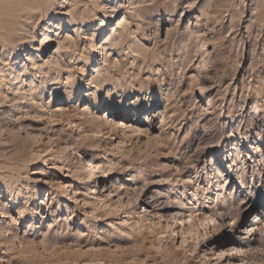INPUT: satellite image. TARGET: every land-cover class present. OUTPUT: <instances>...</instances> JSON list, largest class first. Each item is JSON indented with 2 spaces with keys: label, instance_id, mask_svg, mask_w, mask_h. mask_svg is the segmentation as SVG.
<instances>
[{
  "label": "rangeland",
  "instance_id": "1",
  "mask_svg": "<svg viewBox=\"0 0 264 264\" xmlns=\"http://www.w3.org/2000/svg\"><path fill=\"white\" fill-rule=\"evenodd\" d=\"M0 28V264H264V0H0Z\"/></svg>",
  "mask_w": 264,
  "mask_h": 264
},
{
  "label": "bare ground",
  "instance_id": "2",
  "mask_svg": "<svg viewBox=\"0 0 264 264\" xmlns=\"http://www.w3.org/2000/svg\"><path fill=\"white\" fill-rule=\"evenodd\" d=\"M4 7V6H3ZM76 8V7H75ZM3 9V8H2ZM5 9V8H4ZM32 10V9H31ZM36 10V9H35ZM35 10H33V11H35ZM8 11V10H7ZM33 11L31 12V13H26V14H28L27 15V17L26 18H28V20H32L33 22H35L36 21V19L38 18V17H40V16H38L37 14H35V13H33ZM36 12V11H35ZM15 13V12H14ZM36 13H38V12H36ZM73 13V15H75V11L74 12H72ZM2 14V13H1ZM25 14V13H24ZM38 14H40V13H38ZM4 15V14H3ZM24 17V16H23ZM8 18V17H7ZM18 18V17H17ZM22 19V18H21ZM8 20V19H7ZM59 21H60V24H64V21L63 20H60V19H58L57 21H56V23H51V25H54V26H56V27H58L60 24H59ZM123 21V20H122ZM121 21V22H122ZM120 22V23H121ZM58 23V24H57ZM8 24V23H7ZM50 24V23H49ZM6 26V25H5ZM4 26H2V28H3ZM2 28H0V33H2L3 31H4V29H2ZM7 28H8V26H7ZM9 28H10V26H9ZM16 29V28H15ZM6 30V29H5ZM11 30V29H10ZM9 31V30H8ZM1 35V34H0ZM2 36V35H1ZM5 45V44H4ZM3 47V46H2ZM22 48H23V46H19V47H17V48H15V50H14V53H16V52H18V51H21L22 50ZM105 49H107V46H105ZM29 72V71H28ZM19 74V73H18ZM17 79H18V77H17ZM5 80H7V79H5ZM4 80V81H5ZM209 90L205 87L204 88V90H203V93H206V92H208ZM202 92V91H201ZM75 95H76V92H75V90H73V92H72V95L70 96V98H74L75 97ZM73 101V100H72ZM93 101L95 102V103H99V98H98V96H96V98H94L93 99ZM122 109H126L125 107H123V108H121V109H119V110H122ZM118 110V111H119ZM127 110V109H126ZM120 112V111H119ZM33 129V128H32ZM60 146L62 147V148H64V149H69V147L64 143V142H60ZM88 172H90V175H91V177L92 178H96V176H95V172H94V170H92V168L91 167H89V169H88ZM89 181H92L91 180V178L89 179ZM263 201V203H264V200H262ZM60 214H62V212H58L57 213V215H60ZM263 216H264V212H260L256 217H255V219L253 220V223H252V226L254 227L255 226V224H256V222H258V221H260L261 219H263ZM252 230V229H251ZM230 255H233V253L232 254H229V252L228 251H226L225 249H222L221 250V254L219 255V260H220V262H222V258H224L225 257V260H223V262L224 261H226L227 259H228V257L230 256ZM65 256H66V254H65Z\"/></svg>",
  "mask_w": 264,
  "mask_h": 264
}]
</instances>
